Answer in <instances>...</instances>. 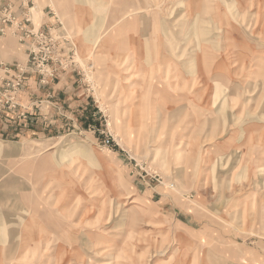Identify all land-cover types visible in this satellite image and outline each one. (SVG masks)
Wrapping results in <instances>:
<instances>
[{"label":"rangeland","instance_id":"374dc122","mask_svg":"<svg viewBox=\"0 0 264 264\" xmlns=\"http://www.w3.org/2000/svg\"><path fill=\"white\" fill-rule=\"evenodd\" d=\"M52 1L56 22L38 0H0L1 11L21 9L26 38L0 20V38L25 51L0 59V128L12 130L0 137L7 215L22 194L26 228H35L34 212L56 223L54 235H32L43 244L24 248L23 264L67 262L66 252L71 264H264V59H256L264 57V0H73L83 16ZM33 23L44 40L32 41ZM247 44L250 68L228 73ZM33 49L44 54L43 73L29 69L39 63ZM202 57L228 77L214 84V122L196 106L206 98L194 67ZM19 75L23 88L12 94L6 83ZM65 78L70 92L55 98L69 105L56 109L46 136L16 137L30 125L21 122L28 82L34 98H53L47 88ZM30 238L23 235L24 247Z\"/></svg>","mask_w":264,"mask_h":264},{"label":"crops","instance_id":"0c3cea01","mask_svg":"<svg viewBox=\"0 0 264 264\" xmlns=\"http://www.w3.org/2000/svg\"><path fill=\"white\" fill-rule=\"evenodd\" d=\"M39 1V10L41 12L43 11H47L48 8L51 9L52 14L48 15L50 16L49 19L52 21V18H54V13L56 11L54 5H53V1L52 0H38ZM133 3H137L136 1L132 0ZM55 2H57L60 6V8L62 9V12L65 13H69L70 11H76L78 15L83 16L84 15V11L82 7H76L75 3L73 0H55ZM210 8V6L207 4L206 7L202 6L201 10H208ZM220 8V7H219ZM139 9V8H137ZM59 12H57V16H58ZM201 15V14H200ZM60 17V16H59ZM61 18H59L58 20H60ZM48 20V18H47ZM61 21V20H60ZM56 22V21H55ZM62 22V21H61ZM208 24H212L211 20H209L207 22ZM63 25V24H62ZM228 25H230V22H228ZM101 34V33H100ZM98 34L97 37H95V43H99V41H101L100 39L103 37H100L101 35ZM224 37V41L227 40H231V42H236V41H240L239 38L241 37V35H236V36H232V35H223ZM227 38V40H226ZM234 40V41H233ZM217 41H222L221 39H215V42ZM248 41V40H247ZM208 51L210 49L213 50L214 52V46L210 45V46H206ZM243 47V46H242ZM210 52V51H209ZM255 52V48L250 45L247 44L244 46V48L242 49V54H241V58H237L235 60V63H233V68H235L234 66H236L235 70L237 68H239L240 71H235L232 70L233 68H231L230 70H228V73L230 74H240L250 68V65L252 63L251 59V54H254ZM18 57H25V51L23 48V45L20 44L17 39H15L12 36H6L3 38H0V59L2 61L8 62V61H16L18 59ZM259 62H262L264 59V57L260 58H256ZM206 60H209L208 58L202 57V59L198 60L194 67H195V73L197 75H199L200 78V87H198V89L204 90L206 91V98H196V100L199 101V103L196 104V106L198 107V115H201V117H204L207 119L208 122H214V118L211 119L210 118V113H209V108L213 107L212 103L214 102L212 96L214 94V84H219L217 82H220L221 79L223 80V78H228L225 74L224 71L220 68L222 67L221 63H209L206 62ZM199 66V67H198ZM205 66V67H202ZM206 68H209L208 70ZM198 72V73H197ZM198 77V76H195ZM232 81H234L233 78H231ZM65 81L67 83V78H65L64 81H59V82H55L53 84L50 85V87L47 88V90L49 92L52 93V97L50 98L49 95H46V97H44L45 95H43V98H34V96L36 95L35 91L36 89V83H31L28 82L30 84H27V88L25 90L24 96H25V100H22V106L25 108V110L27 111L28 117L27 120H22L21 122H30L29 127L24 128V129H19L18 131H14V134L16 135V137H21V138H31V137H36V138H41V137H45L47 132L50 129V123L54 122L53 120V114L54 112H56V109H58L61 106H65V105H69V101H67L68 99H70L69 97H67L66 99H60V98H55L56 95L60 96V91L62 90V93H68L69 94V90L68 87H65ZM197 82V79L195 81V84ZM193 84V83H192ZM193 86V85H192ZM241 86L238 87H234L236 89H241ZM210 90H212L211 93V97H208V94H210ZM202 107V108H200ZM2 128H0V137L6 136V132L10 133L12 130H6L4 126H1ZM15 129V128H13ZM241 136L244 138L246 137V131L243 130V132L241 133ZM246 144V142H244ZM243 144V143H242ZM228 145V144H227ZM15 149H17L16 147H14ZM22 150V147H20ZM244 149V148H243ZM242 149V152L244 151ZM49 150V149H46ZM45 150V151H46ZM246 150V148H245ZM44 151V152H45ZM1 152H3V156H0V264H7V260H15V264H23V249L24 248H28L30 250H39L41 247V240L39 238V240L34 239L33 238V234H38V235H42L43 236H48V234L54 235V224L55 222H48V221H43L42 219H45L46 217H42L39 216L40 213L38 212H34V214L32 215L31 220L33 221V225L35 226L34 229H30V228H26L23 225L24 219L22 218V214L17 215V209H22V203H23V196L22 194H18L19 196L17 198H13V202H15V210H16V214L14 215V217H8L7 215V195H6V188H7V161H6V148L2 147L0 148V154ZM15 152V151H14ZM241 153V152H240ZM246 153V151H245ZM12 164V163H11ZM10 165V163H9ZM14 169L16 171V175L17 174H21L22 169H23V165L22 163L19 162H14ZM11 166V165H10ZM15 189V187H14ZM16 195V194H15ZM47 219V218H46ZM44 223H50L49 226H45L43 225ZM56 224V223H55ZM32 225V227H34ZM24 234H30L31 238L28 242V245L24 247L23 243V235ZM26 236V235H25ZM48 241V240H47ZM46 242V241H45ZM43 244V242H42ZM81 244L84 246V248L86 249V244H83L81 242ZM55 250L57 249V246H55L54 248ZM64 257L68 256V258H66L67 262H59V264H71L73 263V258L71 257V254L66 252L64 253ZM96 259V257L94 258ZM64 260V259H62ZM58 264V263H57Z\"/></svg>","mask_w":264,"mask_h":264},{"label":"built area","instance_id":"2783aa9c","mask_svg":"<svg viewBox=\"0 0 264 264\" xmlns=\"http://www.w3.org/2000/svg\"><path fill=\"white\" fill-rule=\"evenodd\" d=\"M13 9H14V6L12 5V3H8L7 5H4V8L2 9V11L0 10V20H1L3 23H5V22L10 23L11 28H9V30H10L11 35L14 36V35H17V34H18L16 37H18L20 40H22V39H26V38H24V37L22 36V34L19 33V32L21 31L20 29L25 27V24H24V23L21 24V23L19 22V21H20L19 17H22V15L19 14L18 11H20L21 9H17L15 14L12 13V10H13ZM31 9L33 10V7L27 9V11L29 12V16H30V17H31V13H30V12H32ZM7 16L10 18L11 21H8V20H5V19H2V18H1V17L6 18ZM32 27H33V30H32V31L34 32V33H31V39H32V41H36L37 39H38L39 41L44 40V39H43L44 37H42V39H40V35H42V34H38V33L36 32L38 29L36 30L34 23H33ZM5 33H7V31L5 30V28H4V29L1 28V29H0V35H4ZM34 34H35V35H34ZM33 38H34V39H33ZM28 39H29V38H28ZM31 53L34 54L35 57L38 58L39 63H38V65H37L36 69H34V68H33V69L29 68L30 71H32V72L40 71V72H42V73H43L44 71H46V69H45L46 65H45V62H44V60H43V58H44V54H41V51L38 50V49H33V50L31 51ZM56 60H57V59H55L54 61H56ZM27 68H28V66H27ZM1 71H2V73H3V78H4V77L6 76V74H7V70H1ZM21 72L24 73L23 70H21ZM48 74H49V71H48ZM22 76H23V75H22ZM22 76L19 75V76L17 77L16 81H15V80L10 81V82L12 83L11 85L8 84V83H6V85L9 87V90H12V94L16 93L17 91H19V90H21V89L23 88V81L20 80V78H21ZM5 96H6V91L4 90L3 94H2V93L0 94V102L2 101V98H5ZM16 104H17V103H15V105H16ZM109 142H110V141H109L108 139H106V140L103 142V145L106 146V145L109 144Z\"/></svg>","mask_w":264,"mask_h":264}]
</instances>
